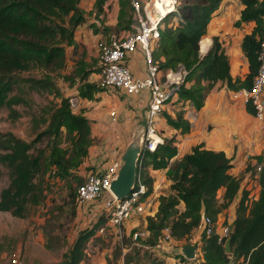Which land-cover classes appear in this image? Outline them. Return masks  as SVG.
I'll use <instances>...</instances> for the list:
<instances>
[{"label": "trees", "instance_id": "obj_1", "mask_svg": "<svg viewBox=\"0 0 264 264\" xmlns=\"http://www.w3.org/2000/svg\"><path fill=\"white\" fill-rule=\"evenodd\" d=\"M80 1L0 0V112L7 107L15 118L20 115L14 105L21 101L17 91L29 80L24 72L39 70L50 77L66 67V46L73 41L76 26L85 20ZM222 1L179 0L175 10L165 18L166 25L156 48L157 56L154 53L161 69L177 68L183 64L189 70L178 94L182 99L191 100L198 109L218 81H223L234 91L251 88L260 66L259 55L264 40V0H239L243 8L236 25L250 21L255 23L241 41L249 62V72L244 78L233 77L221 35H213L208 52L201 55L200 41L208 33L209 24ZM105 2L95 1L97 17L103 13ZM133 16L132 0H120L117 26L128 23L127 27L131 28ZM169 17H177V23H168ZM205 43L209 42L203 39L201 47ZM84 56L85 53H82L75 63L71 79L81 97H92L96 91L104 88L99 82L85 80L93 71L94 63L89 65ZM77 77L82 82L76 81ZM48 82H51L50 79ZM247 106L254 112L250 101ZM166 116L175 127L182 126L183 130L191 127V122L182 115ZM48 126L46 132L52 138L49 152L46 148L36 147L34 140L27 141L13 133L0 136V162L8 167L10 177L9 184L0 192V210L10 211L19 217L28 216L31 208L46 198L44 180L48 171H54L62 178L73 176L72 170L79 167L88 154L89 146L93 143L90 120L82 113L74 112L69 103H61L54 110ZM63 128L70 132L69 148L62 146ZM175 142V136L164 137L155 151H145L143 177L148 187L147 194L154 190V178L148 174L146 163L151 161L153 168L168 167L167 174L172 180L171 192L161 194L157 212L147 216L149 234L137 239V242L142 240L141 243L149 247L159 243L167 227L173 237L184 239L200 226L203 215H210L216 221L218 214L233 202L241 187V179L229 171L232 162L224 150L207 148L201 142L191 152L175 157L178 153ZM254 158L262 164L258 177L254 176L256 166L250 163L248 167L252 181L256 179L260 184L259 192L256 197L250 198L252 189L243 191L236 218L230 223V253L225 249L226 239L220 241L218 233L202 235L206 264H223L230 255L247 260V264H264V155ZM222 187L225 192L220 201L218 192ZM181 201L185 202L182 210L179 207ZM103 225L81 229L70 249L55 264H81L87 257L90 239ZM47 246L52 247V244L47 242ZM121 246L123 244L119 246V252L108 257L109 264H119L120 253L124 264H141L142 250L149 253L147 261L142 264L160 262L149 249L139 247L133 252L130 248L123 253Z\"/></svg>", "mask_w": 264, "mask_h": 264}, {"label": "crops", "instance_id": "obj_2", "mask_svg": "<svg viewBox=\"0 0 264 264\" xmlns=\"http://www.w3.org/2000/svg\"><path fill=\"white\" fill-rule=\"evenodd\" d=\"M95 1L96 0L80 1V6L85 11V20L76 26L74 33V39L79 44V53H81V56L82 52L87 53L84 59L89 65L93 63V58L90 54L92 50L98 53L96 47L98 40L109 37L113 33L120 35L126 34L135 25L133 19L131 28L123 29L122 32L116 30L112 33L105 32L104 29H117L120 6L117 8L116 3H120V0H106L104 11L99 17H97L95 13ZM232 1L237 2L239 0H223L220 7L215 11L208 27V33L201 39V41L206 39V41L209 42L205 43L208 44L206 51L202 50L200 41V50L203 55L207 52L209 46H211L212 36L215 34L221 35L222 33L221 29L215 26L212 29L214 20L218 17L216 16L217 12L222 9L223 5ZM242 8L243 4L241 3L240 12ZM240 12L238 13L239 17ZM104 18H106V20ZM172 20L175 21L173 22ZM170 21H172V23H177V17L171 18ZM245 23L250 28L245 30L243 36L245 33L250 32L255 24L253 21ZM241 41L238 48H235L233 53L223 42V46L229 56L231 73L234 78H244L249 72V62L242 50ZM66 48L68 50V45ZM127 61L136 76L144 77L147 75V62L142 49L134 51L128 57ZM92 66L94 67L95 65L93 64ZM96 69L95 71L97 72L93 70L88 75V78H90V75L92 76V74L94 75L97 73V79L94 82H99V66L98 68L96 67ZM234 93L235 91L230 89L226 83L218 81L207 93L204 104L199 109L192 105L193 102L191 100L182 99L177 93L173 99L165 105V109L158 123L162 138L171 136L176 137L175 143L178 147V153L175 157L183 156L185 153L191 152L195 145L203 142L204 146L207 148L224 150L231 158L232 166L229 171L241 179V187L233 202L218 214L216 220V233L218 234L222 232L225 224L234 222L237 215L238 202L244 189L253 187V191L259 192L260 184H258L256 179L252 181V174L248 167L252 162L249 161L246 155L251 154L254 161H256L257 158L253 156L264 155V128L260 129V121L256 118L254 112L248 109L247 103L242 97H236ZM149 98L150 93L148 90H144L138 94H130L120 89H102L96 91L92 97H82V101L94 106L92 112L90 111L91 115H89L94 141L89 146V152L84 157L79 167L93 165L96 166L94 168L96 171H101L105 170L114 162H119V164L122 163L123 154L134 136L137 134L145 135V109ZM190 105L194 112L187 110ZM114 108L117 109L115 118L111 115V110ZM167 114L173 117L182 115L191 122L190 129L183 130L182 126L175 127L171 125L167 120ZM146 165L148 174L154 178V188L156 189L155 212L150 214L154 215L159 207V196L171 192L172 180L167 174L168 167L153 168V163L151 161L148 164L146 163ZM224 192V187L219 189L218 197L220 201L223 200ZM179 207L181 210L184 209L185 202L181 201ZM102 209L103 204L100 205L99 208H91L89 210L92 214H99ZM148 215L149 214L145 213L128 219L124 224V234L130 235L134 234L136 231H143L145 236H147L149 234V230L147 229ZM108 230L111 234L115 233L114 229ZM101 234L99 230L95 234L97 237L93 242L95 253H88V244L87 257L81 264H109L108 257L111 256V247L101 246L98 248L97 246L98 243L104 242L103 240H106V242L109 241L107 237L108 233L105 235ZM202 235V227L198 226L193 230L189 238L178 239L173 237L166 246H159L158 244L152 247L145 246L153 253V256L160 261L158 264H183L181 262V260L185 258L183 247L187 244L195 245V251L204 257ZM127 248H124V250ZM148 264L151 263L148 262Z\"/></svg>", "mask_w": 264, "mask_h": 264}, {"label": "rangeland", "instance_id": "obj_3", "mask_svg": "<svg viewBox=\"0 0 264 264\" xmlns=\"http://www.w3.org/2000/svg\"><path fill=\"white\" fill-rule=\"evenodd\" d=\"M169 1L166 0L165 5L170 4L171 2ZM240 5V1H232L223 5L222 9L217 12L216 16L218 17H216L212 25V29L214 26L221 29L223 42L228 49H231L232 53L235 51V48H238L245 30L250 28L246 23L240 26L236 25V20L239 18ZM118 6H120L119 2L116 3L117 8ZM171 18L169 17L168 20H171ZM104 19L106 20V18ZM172 21L174 22L175 20ZM172 21H170V24H174ZM127 24L123 23L121 26H117V29L104 30L107 33H112L114 30L122 32L123 29L128 28ZM104 25L106 26V24ZM67 45L68 59L65 68L52 73L50 77H47L39 70L23 73L29 77V80L17 91L21 96V101L14 105L20 115L15 118L9 108L5 107L2 109L0 112V136L13 133L27 141L34 140L36 147L46 148L47 152H49L52 138L46 131L49 129L48 125L51 115L61 103L67 102L70 105V96L77 93L76 85L73 83L71 77L75 63L81 58V53H79V44L75 39H73L70 45ZM156 48L157 46L153 48L155 56H157ZM90 54L93 58L92 62L95 65L93 70L95 71L99 65L98 53L92 50ZM155 56V61H159ZM88 77L85 80L96 81L97 73L92 74V76L90 75V78ZM49 79L51 82H48ZM78 80L81 81L79 77L76 78V81ZM39 81H42V83H39ZM149 100L147 101L145 111L148 109ZM93 107L91 104L78 100L76 111L89 118ZM70 108L72 109L71 105ZM69 133L66 128H63L62 146L67 148L71 145ZM246 156L248 158V155ZM95 167L90 165L74 168L72 170L73 176L68 178H62L56 175L54 171H48L44 180L46 198L42 203L32 207L28 216L19 217L13 215L10 211L0 210V264L58 263L62 259L63 254L70 249L74 238L81 229L94 227L98 224H106L107 217L102 212L103 209L100 210L99 214H92L89 210L91 208H99L103 204L102 199L79 202L76 194V189L84 181L87 172L96 171ZM9 182V169L4 163L0 162V192ZM101 233V235L108 233L107 237L109 241L103 240L104 242L98 243L97 246L98 248L101 246L111 247V254L119 252L121 244H123L121 246L123 253L130 248L133 252L139 247L148 249L141 243L143 242L142 240L136 242L137 240L133 238V234L119 237L115 233V235L111 234L107 229ZM141 237L145 236L142 235ZM96 238L94 236L93 239H90L88 253H95L93 242ZM131 239L133 240L131 241ZM47 242L49 245L52 244V247H48ZM60 243H63V247H58ZM124 248L127 249L124 250ZM148 254L142 250V262L147 261ZM111 257H113V254ZM15 258L18 259L17 262ZM118 258V263L123 264L124 260L121 253L118 254Z\"/></svg>", "mask_w": 264, "mask_h": 264}, {"label": "built area", "instance_id": "obj_4", "mask_svg": "<svg viewBox=\"0 0 264 264\" xmlns=\"http://www.w3.org/2000/svg\"><path fill=\"white\" fill-rule=\"evenodd\" d=\"M155 0H132L134 7V26L126 34L113 33L109 37L101 38L97 41L99 57V84L104 89H120L126 93L138 94L144 90L150 93L148 109L146 111V131L142 142V152L138 161L136 184L130 194L125 198L116 196L110 189L112 180L118 175L121 163L114 162L105 170L87 172L84 181L79 184L77 196L79 202H88L102 199L103 210L106 215V224L99 231L103 232L108 227L115 231L119 237L124 236V224L128 219L141 214H153L155 212V191L147 194V184L144 181L143 169L145 166V151H155L160 142L164 141L159 132V119L165 109V105L170 102L178 93L181 85L186 82L189 70L180 64L177 68L167 70L159 67L158 61L154 59L153 48L160 40L161 32L166 25L165 18L175 10L179 0H173L171 10L162 11L155 6ZM142 49L147 62V75L136 76L128 64V57L136 50ZM260 66L254 77L251 88H242L235 91L236 97L240 96L244 101L251 102L254 107V114L260 121V129L264 128V40L261 44L259 55ZM70 105L74 112L78 107V100L82 97L78 94L70 96ZM192 111V106L188 107ZM111 115L115 118L117 109L111 110ZM250 157V158H249ZM249 161L256 166L255 177H258L262 164L252 158L249 154ZM250 193V198L257 196L258 192ZM216 221L210 215H203L200 226L203 234L211 235L216 232ZM232 231L229 223L223 226L219 233V240L227 239ZM145 235L143 231H136L133 238ZM173 236L170 228L164 229V233L158 243L159 246L167 245ZM181 260L183 264H206L205 258L195 251L193 257ZM17 258L15 261L17 262ZM223 264H247V260L229 256V260Z\"/></svg>", "mask_w": 264, "mask_h": 264}, {"label": "water", "instance_id": "obj_5", "mask_svg": "<svg viewBox=\"0 0 264 264\" xmlns=\"http://www.w3.org/2000/svg\"><path fill=\"white\" fill-rule=\"evenodd\" d=\"M143 138V134H137L128 144L123 154V161L119 168L118 175L111 182L110 189L116 196L120 198L127 197L136 184L138 161L142 152ZM225 249L226 252H231V237H228L226 239ZM195 250L196 246L192 244H187L183 247V252L186 254L187 257H193L195 255Z\"/></svg>", "mask_w": 264, "mask_h": 264}, {"label": "bare ground", "instance_id": "obj_6", "mask_svg": "<svg viewBox=\"0 0 264 264\" xmlns=\"http://www.w3.org/2000/svg\"><path fill=\"white\" fill-rule=\"evenodd\" d=\"M165 1H166V0H155V1H154V2H155V6H156L158 9L162 10V11L171 10V9L173 8V0H170L169 2H171V3H170V4H167V5H165ZM169 2H168V3H169ZM207 46H208V44H204V45L202 46V50H203V51H206Z\"/></svg>", "mask_w": 264, "mask_h": 264}]
</instances>
